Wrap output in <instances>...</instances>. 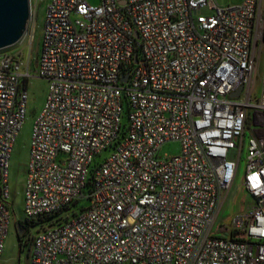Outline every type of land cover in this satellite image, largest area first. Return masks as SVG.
<instances>
[{
	"label": "built area",
	"instance_id": "2783aa9c",
	"mask_svg": "<svg viewBox=\"0 0 264 264\" xmlns=\"http://www.w3.org/2000/svg\"><path fill=\"white\" fill-rule=\"evenodd\" d=\"M261 6L47 0L37 68L0 50V256L13 218L10 158L37 74L49 92L33 126L25 213L57 215L22 237L32 264H264ZM170 141L180 152L161 157ZM246 144L254 202L219 234Z\"/></svg>",
	"mask_w": 264,
	"mask_h": 264
},
{
	"label": "rangeland",
	"instance_id": "374dc122",
	"mask_svg": "<svg viewBox=\"0 0 264 264\" xmlns=\"http://www.w3.org/2000/svg\"><path fill=\"white\" fill-rule=\"evenodd\" d=\"M92 4H99L101 0H88ZM242 0H216L217 4L225 7L232 4H238ZM47 0H30L31 17L28 24V29L23 38L10 49L19 51L27 60L31 61V68H37L36 56L40 50L41 37L43 32L45 20V7ZM262 17L264 19V0H262ZM256 59V85L255 94L259 95L262 91V77L264 74V47L257 50ZM28 90V113L23 123L20 133L15 141V145L10 158L9 168V183L11 188V203L13 207V218L9 225V230L5 238V248L3 254L0 256V264H32L31 263V242L28 244L22 243V239L18 235L16 223L20 220L24 221L27 218L25 213V188L27 180V166L30 157V143L32 138L33 126L39 113L41 112L48 92V80L34 74L27 81ZM123 124L128 122V105L125 102L124 112L122 116ZM251 136V130H247L246 139ZM180 143L178 141H170L163 145L160 150L161 157H169L180 152ZM111 153L106 150L98 157L103 160ZM246 155L247 144L241 154V164L237 177L228 192L225 200L220 206L217 214L215 232L222 234L218 231L221 225H231L233 219L249 210L254 200L252 196L245 190L243 180L246 172ZM87 205L88 202H84ZM81 207V206H79ZM32 235L37 233V227H30ZM22 244V245H21Z\"/></svg>",
	"mask_w": 264,
	"mask_h": 264
},
{
	"label": "water",
	"instance_id": "95a60500",
	"mask_svg": "<svg viewBox=\"0 0 264 264\" xmlns=\"http://www.w3.org/2000/svg\"><path fill=\"white\" fill-rule=\"evenodd\" d=\"M31 17L30 0H0V50L9 48L17 44L25 35ZM128 76L125 75L122 81L126 82ZM241 88L232 93L237 97ZM22 223L17 222L18 235L24 232Z\"/></svg>",
	"mask_w": 264,
	"mask_h": 264
},
{
	"label": "trees",
	"instance_id": "16d2710c",
	"mask_svg": "<svg viewBox=\"0 0 264 264\" xmlns=\"http://www.w3.org/2000/svg\"><path fill=\"white\" fill-rule=\"evenodd\" d=\"M37 56H38V53H37ZM37 56H36V59H37ZM57 215V214H56ZM56 215H50V216H47L46 218H37V219H34V218H26L24 221L20 220L19 222L21 223H24L25 224V227H26V231L27 229L30 227V226H36L38 225L40 222L44 221V220H48V219H51L52 217L56 216ZM22 245V244H21Z\"/></svg>",
	"mask_w": 264,
	"mask_h": 264
},
{
	"label": "flooded vegetation",
	"instance_id": "af4514ba",
	"mask_svg": "<svg viewBox=\"0 0 264 264\" xmlns=\"http://www.w3.org/2000/svg\"><path fill=\"white\" fill-rule=\"evenodd\" d=\"M16 228H17V226H16ZM20 229H23L24 230L23 234L20 236V238L22 239V237L25 235V232H26V227H25V224L24 223H22ZM17 230H18V228H17Z\"/></svg>",
	"mask_w": 264,
	"mask_h": 264
}]
</instances>
